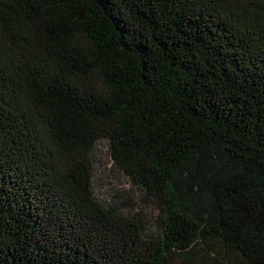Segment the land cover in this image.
<instances>
[{
	"label": "trees",
	"instance_id": "trees-1",
	"mask_svg": "<svg viewBox=\"0 0 264 264\" xmlns=\"http://www.w3.org/2000/svg\"><path fill=\"white\" fill-rule=\"evenodd\" d=\"M0 264H264V0H0Z\"/></svg>",
	"mask_w": 264,
	"mask_h": 264
},
{
	"label": "rangeland",
	"instance_id": "rangeland-1",
	"mask_svg": "<svg viewBox=\"0 0 264 264\" xmlns=\"http://www.w3.org/2000/svg\"><path fill=\"white\" fill-rule=\"evenodd\" d=\"M94 172V191L99 199L107 198L108 202L115 200L117 202H125V204H136L132 189L125 175L111 167V162L106 154L103 144L98 146V160ZM133 206V205H132ZM143 206V205H142ZM127 207V206H124ZM126 209V208H124ZM138 210L137 206L131 211ZM142 212L151 213L150 208H142Z\"/></svg>",
	"mask_w": 264,
	"mask_h": 264
}]
</instances>
